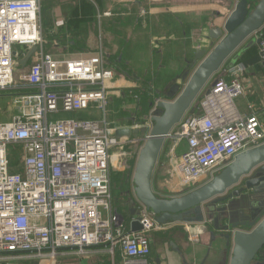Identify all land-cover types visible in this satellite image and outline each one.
<instances>
[{"label": "built area", "instance_id": "obj_1", "mask_svg": "<svg viewBox=\"0 0 264 264\" xmlns=\"http://www.w3.org/2000/svg\"><path fill=\"white\" fill-rule=\"evenodd\" d=\"M42 3L0 0V93L11 96L12 112L8 121L0 123V264H55L100 254L114 258L117 246L124 264H148L151 236L167 226L137 199H126L132 194L127 149L142 143L116 136L118 131L143 126L128 109L138 98L124 96L125 118L110 121V98L117 92H112L115 72L104 50L82 58L45 53ZM151 12L138 13L144 30L150 28ZM259 40L264 70L262 34ZM38 46L41 50L25 71L21 57ZM17 70H24L18 81ZM244 73L245 68L238 65L228 72L230 80L217 79L198 100L199 113L187 114L168 136L174 156L184 144L173 168L179 186L188 192L209 182L236 156L264 144L262 122L255 115L243 116L237 107V99L245 92ZM163 100L154 101L144 122L147 127ZM94 108L101 119L60 118V114L76 115ZM112 180L120 193L125 190L120 198L124 197L127 207L132 204L130 224L138 222L140 231L125 230L124 217L114 207ZM184 224L196 229L208 220Z\"/></svg>", "mask_w": 264, "mask_h": 264}, {"label": "crops", "instance_id": "obj_2", "mask_svg": "<svg viewBox=\"0 0 264 264\" xmlns=\"http://www.w3.org/2000/svg\"><path fill=\"white\" fill-rule=\"evenodd\" d=\"M48 2V43L44 42V52L56 54L59 58H82L95 54L99 49H103L106 54L108 66L115 72V78L112 82L116 94L111 95L109 107V120L119 122L125 118L123 114L124 96L138 98L136 106L138 112L144 110L147 115L152 110L156 98L170 99L175 98L181 88L188 81V73H175L170 80H165L157 85L152 60L155 58V51L151 49L152 30L161 32V29H175L177 25L173 22L171 27V13H179L180 17L177 21L185 23H198V31L194 42L190 40V46L194 51V59L198 50L206 51V47H212L214 40L209 39V33L223 21V17H228L231 9L223 7L218 0H45ZM45 2V3H46ZM221 4V6L219 5ZM87 6V7H86ZM85 8H90L93 15L84 16ZM147 8V9H146ZM222 9V19L217 21L216 25L212 22L215 12ZM215 9V11H214ZM141 10L152 11L150 16L151 25L149 30H144L138 22V13ZM89 11V13H90ZM124 11H129L130 15H124ZM105 13L118 14V18H109L103 16ZM155 13L154 16H152ZM123 14V15H122ZM212 16V17H211ZM185 17V18H184ZM190 19V20H189ZM47 24V23H46ZM71 25V27H70ZM166 26V27H165ZM206 30V32L204 31ZM177 31V30H176ZM182 34L181 32H178ZM155 34V33H154ZM260 34L264 36V27L253 38L241 47L238 53L233 56L226 66L215 76L213 80L225 79L230 80L232 77L228 74L230 69L236 66L245 68L242 81L245 87L243 96L237 99V107L243 116L255 115L259 118L264 126V70L261 65V57L259 52V44L256 42L260 38ZM151 35V36H150ZM184 39H191L192 34L184 35ZM158 40V39H157ZM162 39H159L161 41ZM189 47L181 46L182 53ZM37 51L41 47H37ZM48 48V52H46ZM213 48V47H212ZM120 50L127 55L126 63L122 65L123 58L120 56ZM213 50V49H212ZM29 51L25 52L20 59L23 60ZM59 52V53H58ZM37 53V52H36ZM35 53V54H36ZM59 55H58V54ZM35 54L28 61L24 70H28L33 62ZM191 59V58H189ZM20 62V61H19ZM186 70V69H185ZM229 75V76H228ZM190 77V76H189ZM188 78V79H187ZM182 86V87H181ZM176 88L177 93L173 92ZM210 88V87H209ZM7 93H4L6 95ZM115 94V95H114ZM9 95V94H7ZM10 96V95H9ZM0 98H3L0 93ZM141 98V99H139ZM201 98V97H200ZM171 100V99H170ZM88 114L78 113L76 115L61 114L63 118L73 117L76 120H99L101 115L93 110L87 111ZM84 114V115H83ZM137 120V116L134 114ZM139 116V113H138ZM79 117V118H78ZM116 119H119L116 121ZM123 122L131 124L132 122L124 120ZM170 142V141H169ZM168 144V142H167ZM164 148L158 166L154 175V190L163 197H172L165 191L163 186V178L166 166H174L178 160L180 153L184 150L177 151L174 156L170 147ZM170 144V143H169ZM139 147V146H138ZM133 152V151H132ZM138 157V152L131 153L130 162L127 167V177L129 178L130 190H132L131 198L135 200L133 194L132 176ZM135 163V165H134ZM134 165V166H133ZM173 170L174 168H168ZM114 187V207L119 215L124 217V228L126 231L132 230L130 220L133 217L132 204H125L120 195L119 188ZM118 191V192H115ZM163 232L152 234L151 244L152 253L148 257V264H215L218 254V247H223L221 241L217 247H212L209 225L194 228V226H186L183 222H175L166 225ZM190 227V228H189ZM194 228V229H193ZM217 251V254L216 252ZM214 256L208 258V253ZM109 257V261H104L102 257ZM67 264H124L122 251L119 246L116 248L114 258L108 254H100L92 256L88 259L68 258L64 259ZM38 261H22L12 264L24 263L31 264ZM40 264H52L50 262H40Z\"/></svg>", "mask_w": 264, "mask_h": 264}, {"label": "water", "instance_id": "obj_3", "mask_svg": "<svg viewBox=\"0 0 264 264\" xmlns=\"http://www.w3.org/2000/svg\"><path fill=\"white\" fill-rule=\"evenodd\" d=\"M220 2L232 11L209 33V39L218 42L212 43L213 50L197 51L200 63L175 98L157 105L150 128L143 123L140 129L121 130L116 136L142 143L132 176L133 194L159 223L202 224L208 220L211 248L224 243L217 248L215 264H264V144L236 156L209 182L181 196H160L153 185L170 133L195 111L196 103L208 94L209 85L227 62L264 27V0ZM37 49L33 47L20 60L22 67ZM173 92L177 93L176 88ZM140 229L138 222L132 224L133 232ZM212 256L209 252L207 257Z\"/></svg>", "mask_w": 264, "mask_h": 264}, {"label": "rangeland", "instance_id": "obj_4", "mask_svg": "<svg viewBox=\"0 0 264 264\" xmlns=\"http://www.w3.org/2000/svg\"><path fill=\"white\" fill-rule=\"evenodd\" d=\"M218 1L220 2L221 0H218ZM45 2L46 1L43 0L41 16H42L43 39H44L45 44L47 45V43H48V21H46L45 17L47 16V18H48V2H46V3ZM219 5L221 6L220 3H219ZM221 8H222V6H221ZM221 8L217 12L218 14L216 16H215V12L213 14V17L211 16L212 22L215 25H216L217 21H220L222 19V16H224V13H222ZM214 11H215V9H214ZM154 15H155V13L152 16H154ZM178 15H179V13H176V12L171 13V16H176V17L171 18V21H172L171 27H173V22L175 25H177V27L175 29H172V30L169 29L168 30V28H166V29L164 28V30L161 29V32H158V31L153 32L152 25H151L152 39L155 38L154 42L151 44V46H152L151 49L155 51V54H154L155 58L152 60V64H153V69H154L153 72L155 74V79H156L157 85H159V83H163L165 80H170L175 75V73L186 72V73H188L187 77L189 78V76L192 75V73L194 72V70L196 69L198 64L200 63L199 61L194 59V51L191 47H189L190 46V40L192 42H194V39H196L197 35L200 34V32L198 31L199 24L196 22V23H192L190 25L189 23H185L183 21H181V23H179L177 21L180 18V17H177ZM204 31L206 32V30H204ZM178 32H181L184 35H187V34L191 35L192 34V37H190L191 39L186 40L182 37V34H180ZM159 39H162V40L159 41ZM215 42L218 43L217 41H215ZM184 45L189 47V48L186 49L185 52L182 53L181 52L182 51L181 46H184ZM46 49H47L46 52H48V48H46ZM205 49H206L207 53H210L213 48L209 47V46L208 47L205 46ZM52 54H54V53H52ZM119 54H120L121 58H123V61L121 62L123 65L126 63V58H127L128 53L126 54L125 52L120 50ZM54 55H56V54H54ZM189 58H191V59H189ZM18 68H21V66L20 67L18 66ZM23 72H24V70H17L16 77H15L17 81L19 80V77L21 76V74ZM214 82H215V80L212 81V83L209 85V87H211ZM112 92H116V90L113 89ZM1 96L3 98H0V123L8 121L11 117V114H12V112L9 109V103L11 101V96H9L7 94L6 95L1 94ZM139 99H141V98H139ZM110 100H111V98H110ZM138 108L139 107L136 106V99H135L134 103H130V105L128 107L130 112H132L133 114H135L137 116V120H136L137 122H141V123L147 122L146 119L148 118V120H149L150 116H148V115H150L152 110L147 115V113H145L144 110H141L142 113L138 112ZM194 110H195L194 112L199 113V103L198 104L196 103ZM93 111L98 112V110L96 108H94ZM16 113H18V112H16ZM138 113H139V116H138ZM84 114L87 115L88 112H86ZM60 118H63V117L60 116ZM117 120H119V119H116V121ZM150 127L151 126H149V128ZM140 145H142V144L130 146L127 149L128 152L127 151L126 152L127 153L139 152V150L141 148ZM172 145H173V143L171 141L168 142V144H167V146L170 147V150H171ZM183 147H184V144L181 145V148L178 151L183 149ZM134 165H135V163H134ZM168 168L173 169V167L169 165V166H166L165 169H163V170H165V174H164V178H163V184H164L163 186L165 187V191L168 192L169 195H173V196H181L185 193H188V190H185L179 186L173 170L168 169ZM112 183L115 187L116 185L114 184L113 180H112ZM118 188H119V186H118ZM118 188H116V189H118ZM115 192H118V191L115 190ZM58 262H56L55 264H59ZM18 264H20V263H18ZM21 264H24V263H21ZM31 264H40V262H31Z\"/></svg>", "mask_w": 264, "mask_h": 264}, {"label": "trees", "instance_id": "obj_5", "mask_svg": "<svg viewBox=\"0 0 264 264\" xmlns=\"http://www.w3.org/2000/svg\"><path fill=\"white\" fill-rule=\"evenodd\" d=\"M87 7V6H86ZM89 11H90V8H85V10H84V16L85 17H87L88 16V14H90L91 16L93 15V13H92V11H90V13H89ZM70 27H71V25H70ZM112 69V68H111ZM195 114H197V113H195ZM103 259H104V261H109V257H107V256H105V257H102ZM59 264H67L66 262H64L63 260H60L59 262H58Z\"/></svg>", "mask_w": 264, "mask_h": 264}]
</instances>
